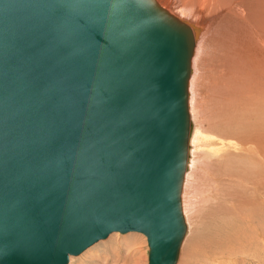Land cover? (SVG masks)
Wrapping results in <instances>:
<instances>
[{"label": "water", "instance_id": "water-1", "mask_svg": "<svg viewBox=\"0 0 264 264\" xmlns=\"http://www.w3.org/2000/svg\"><path fill=\"white\" fill-rule=\"evenodd\" d=\"M200 31L155 0H0V264L114 232L177 264Z\"/></svg>", "mask_w": 264, "mask_h": 264}, {"label": "rangeland", "instance_id": "rangeland-1", "mask_svg": "<svg viewBox=\"0 0 264 264\" xmlns=\"http://www.w3.org/2000/svg\"><path fill=\"white\" fill-rule=\"evenodd\" d=\"M209 34L208 45L199 56L201 79L191 113L190 156L183 190L188 233L178 264H264V55L242 59L232 54L222 39L214 42ZM196 72L194 77L199 75ZM257 154L261 165L256 164ZM247 156L253 157L250 166L260 168L256 176L249 180L235 177L233 182L232 177L225 179L223 169L240 170L235 163ZM228 181L237 186L234 191L229 190ZM254 207L259 212L255 216L250 213ZM218 223L227 235H220ZM130 239L135 244L128 248ZM119 247H125L126 253L121 260H111ZM148 254L144 234L114 232L81 255L72 256L69 264H102L107 260L109 264H128L123 262L127 257L129 264H148Z\"/></svg>", "mask_w": 264, "mask_h": 264}, {"label": "bare ground", "instance_id": "bare-ground-1", "mask_svg": "<svg viewBox=\"0 0 264 264\" xmlns=\"http://www.w3.org/2000/svg\"><path fill=\"white\" fill-rule=\"evenodd\" d=\"M155 1L158 3V5L160 7L165 9L167 12L177 16L179 19L185 20L189 23L197 24L201 27V31L195 40V46H194V51H193L192 60H191V75H190V79H189V109H190V113H192V111L194 110V106L196 103L195 97H196L197 91L199 89V81L201 79L199 71L201 72L200 60H201L202 56L200 57V59H199V56L202 52H204L203 50L205 48V45H208L206 43L208 40V34L209 33H210L209 35L212 36L213 41L217 40V39H222L221 42H223V44H225L227 49L229 47L231 50L230 49H228V50H230L232 52V54H238L239 57L241 56V58H242V56H244L245 58L250 60L252 58L254 59V56H259L260 54H261V56L264 55V47L260 48V46H263L261 44H264V0H155ZM225 53H227V51ZM245 58H242V59H245ZM196 70L197 71L199 70L198 73L196 72ZM195 72L199 75L194 77L193 73H195ZM194 92H195V94H194ZM190 93L192 94V96L190 95ZM190 97H192V98H190ZM192 123H193V121H192ZM255 125H257V124L254 123V126ZM191 133H192V129H191ZM191 133L189 136V156H190ZM196 133H198V132H196ZM254 139H256V138H254ZM258 151L260 152L261 150H258ZM255 152H256V150H255ZM260 153H258V154H260ZM261 155H263V153L260 154V156ZM189 156H188V164H189ZM261 157H264V155ZM247 158H248V160L246 161L245 159H247ZM249 158H250L249 156L244 157L243 159H241L240 162L237 161L235 163V164H238L241 166L240 170H229V171H227L224 168L223 169V175L226 177L225 179L228 180V178L232 177V182H233V178H235V177H239L242 180L243 179L249 180L250 178L256 176V172L260 168L258 167L259 168L258 169L256 167L257 165L250 166L249 163L251 161H253V157H251L250 159ZM257 158L258 159H257L256 164L261 165V163H260L261 161L259 160V155ZM227 169H229V168H227ZM261 169H263L262 172H264V165H263V168H261ZM187 170H188V168H187ZM187 170H186V173H187ZM262 175H263V173H262ZM185 178H186V174H185ZM184 183H185V179H184ZM227 183H228V186H230V188L228 187L230 191H234L237 188L236 185H234V186L232 185L233 183L231 184V183H229V181ZM223 185H225V184H223ZM226 186H227V184H226ZM226 186H225V188H226ZM183 190H184V186H183ZM182 195H183V192H182ZM234 196L235 195H233V197H232V195H231V198H234ZM243 202H244V200H243ZM236 209L239 210V208H236ZM260 211H262V210H260ZM250 213L255 216L259 212L254 207L253 209H251ZM248 217L250 218L251 215ZM243 219H244V217H243ZM260 219H261V217H260ZM250 221H254V218L251 219ZM234 222H235V220H234ZM237 222L239 223V221H237ZM235 224L236 223H234V225ZM240 224H241V222H240ZM214 225H215V223H214ZM212 230H213V228H212ZM212 230H211V232H212ZM204 231L207 232L208 229L204 230ZM218 231H219L221 236L228 234V233H225V229L222 225L219 226ZM118 233H120V232H118ZM137 233H139V232H137ZM187 233H188V229H187ZM187 233H186V235H187ZM212 233H214V231ZM125 234H127V233H125ZM185 238H186V236H185ZM185 238H184V240H185ZM239 238H240V236L238 237V240H239ZM130 241H131V243L127 245L128 248L132 247L135 244V240L130 239ZM147 243H148V241H147ZM183 243H184V241H183ZM182 246H183V244H182ZM126 251L127 250L125 247H124V249L119 247V250L116 251L117 253H115L116 256L114 255V258L111 260H115V259L121 260V255L123 254V252L126 253ZM181 251H182V247H181ZM181 251H180V256H181ZM180 256H179L178 262L180 260ZM71 257L72 256H70V259H71ZM127 259L128 260L123 261V262H126L129 264L130 258L127 257ZM107 261L102 262V264L103 263L109 264L110 261L109 262H107ZM178 262H177V264H178Z\"/></svg>", "mask_w": 264, "mask_h": 264}]
</instances>
